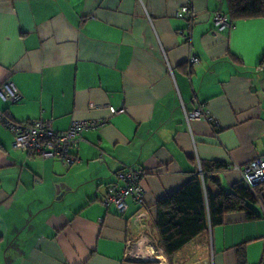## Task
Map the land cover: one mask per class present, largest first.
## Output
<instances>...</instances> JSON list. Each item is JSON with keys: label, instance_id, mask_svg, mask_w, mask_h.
<instances>
[{"label": "crops", "instance_id": "obj_1", "mask_svg": "<svg viewBox=\"0 0 264 264\" xmlns=\"http://www.w3.org/2000/svg\"><path fill=\"white\" fill-rule=\"evenodd\" d=\"M191 1L187 43V19L175 16L186 0H0V87L10 80L20 95L0 96V114L46 119L55 131L106 120L83 133L67 167L13 147L0 119V264H258L262 199L252 206L258 218L226 212L170 258L153 234L156 202L200 162L225 163L207 185L230 190L242 186L230 166L264 155V18L215 31L225 0ZM199 106L215 128L186 121L184 111ZM123 166L144 169L146 196L119 214L100 198ZM140 234L157 255L125 260L126 240Z\"/></svg>", "mask_w": 264, "mask_h": 264}, {"label": "built area", "instance_id": "obj_2", "mask_svg": "<svg viewBox=\"0 0 264 264\" xmlns=\"http://www.w3.org/2000/svg\"><path fill=\"white\" fill-rule=\"evenodd\" d=\"M191 0L181 5L176 11L175 16L178 18L185 17L187 20L186 31H184L185 40L189 43L190 30L196 20V13L193 10ZM213 24L215 31H222L231 27L230 19L225 12L216 11L213 16ZM198 62V58L190 54L188 65L192 66ZM0 96L2 99L11 102L17 101L19 93L14 84L10 80H6L0 87ZM111 113L122 112L109 107ZM184 116L188 122L190 119L203 118L212 127L216 124L213 118L202 109L201 106L196 109L185 112ZM0 119L6 129L12 134V146L19 148L30 155L41 158L59 159L65 166L69 167L76 163L79 158L74 152L79 143L83 141V133L88 129H96L102 127L105 119L92 120H74L64 131H55L49 120L36 119L30 121L15 122L6 119L0 114ZM231 169L239 172L242 185L250 191L251 195L256 197L255 187L264 185V155H259L249 160L243 166L231 165ZM143 171L133 166H123L115 177L116 182L110 183L105 187V192L101 196V203L107 207L112 206L117 213L122 214L128 207V202H132L138 207L145 204L146 187L143 184ZM198 173L202 179V173L198 164ZM261 199L264 203V188L261 190ZM152 237L144 234L134 236L126 240L123 258L127 261H142L149 259L152 254L157 255V246L153 245ZM146 247L152 249L150 253H146ZM158 256H156L157 258ZM258 264H264V245Z\"/></svg>", "mask_w": 264, "mask_h": 264}, {"label": "trees", "instance_id": "obj_3", "mask_svg": "<svg viewBox=\"0 0 264 264\" xmlns=\"http://www.w3.org/2000/svg\"><path fill=\"white\" fill-rule=\"evenodd\" d=\"M225 2L227 9L225 13L231 24L237 19L264 18V0ZM199 168L202 179L196 171L185 184L156 202L153 234L167 258L194 238L207 233L212 226L221 224L226 212L241 210L247 220L259 216L252 206L261 201L263 188H260V185L255 187L256 197L243 185L233 186L230 190L218 188L213 191L209 189L207 182L211 180L214 172L225 169L226 164L217 161L200 162ZM121 169L113 173V179L105 187L116 182L115 175ZM140 169L144 177L145 171ZM262 204L264 206V203Z\"/></svg>", "mask_w": 264, "mask_h": 264}, {"label": "water", "instance_id": "obj_4", "mask_svg": "<svg viewBox=\"0 0 264 264\" xmlns=\"http://www.w3.org/2000/svg\"><path fill=\"white\" fill-rule=\"evenodd\" d=\"M211 179L214 181H218V176L217 175H211ZM62 185H60L61 187Z\"/></svg>", "mask_w": 264, "mask_h": 264}]
</instances>
